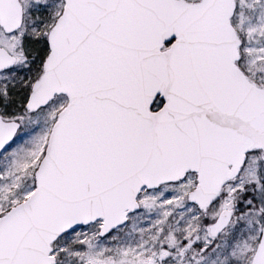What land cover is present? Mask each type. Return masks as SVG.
<instances>
[{
    "label": "snow or ice",
    "instance_id": "6c2138e0",
    "mask_svg": "<svg viewBox=\"0 0 264 264\" xmlns=\"http://www.w3.org/2000/svg\"><path fill=\"white\" fill-rule=\"evenodd\" d=\"M0 264H264V0H0Z\"/></svg>",
    "mask_w": 264,
    "mask_h": 264
}]
</instances>
